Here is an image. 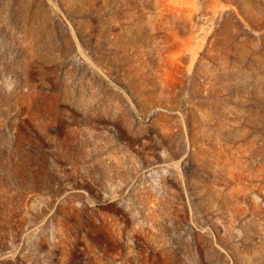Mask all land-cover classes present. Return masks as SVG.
Wrapping results in <instances>:
<instances>
[{
	"label": "rangeland",
	"instance_id": "rangeland-1",
	"mask_svg": "<svg viewBox=\"0 0 264 264\" xmlns=\"http://www.w3.org/2000/svg\"><path fill=\"white\" fill-rule=\"evenodd\" d=\"M0 264H264V0H0Z\"/></svg>",
	"mask_w": 264,
	"mask_h": 264
}]
</instances>
